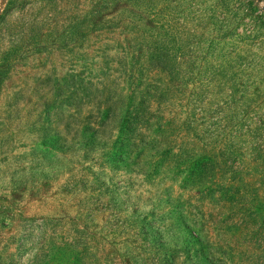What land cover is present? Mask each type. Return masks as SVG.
I'll return each instance as SVG.
<instances>
[{
	"label": "rangeland",
	"instance_id": "rangeland-1",
	"mask_svg": "<svg viewBox=\"0 0 264 264\" xmlns=\"http://www.w3.org/2000/svg\"><path fill=\"white\" fill-rule=\"evenodd\" d=\"M0 46V264H264V0H0Z\"/></svg>",
	"mask_w": 264,
	"mask_h": 264
},
{
	"label": "trees",
	"instance_id": "trees-1",
	"mask_svg": "<svg viewBox=\"0 0 264 264\" xmlns=\"http://www.w3.org/2000/svg\"><path fill=\"white\" fill-rule=\"evenodd\" d=\"M147 3V1H146ZM14 47V46H13ZM12 47V48H13ZM0 51H2V47L0 46ZM4 54V53H3ZM2 54V55H3ZM2 55L0 56V58H2ZM171 56V57H170ZM171 58V60H170ZM4 59H6V57H4ZM2 59V60H4ZM175 60V58H174ZM171 61H173L172 55L171 53L168 52L167 47L163 46L162 44L160 45H155L153 47V51H152V55H151V60H150V64L157 69L158 71H160L161 73H164V75L166 76L167 79H174L175 76L177 77V75H179V67H176L175 64L171 65ZM132 64V63H131ZM132 69V67H131ZM3 73L0 71V85L3 79L2 78ZM151 98L153 99V102L159 103V98H156L155 95L151 96ZM46 104V102L44 103ZM49 106H47L44 110V113L46 112V109H48ZM125 120V118H124ZM142 123H136L137 128H139L140 130H142L143 128L145 129V131H147V135H142L144 137V139L146 138L149 142L151 143H155L156 144V148H163L165 147L167 144H163L162 143L166 140H172L169 139V135L166 134L165 129H163V133L159 132L161 130V127H164L163 125V117L161 115H151V116H147L141 120ZM125 123V122H124ZM166 126V125H165ZM183 133L186 137H188V131L187 129H182ZM45 134V135H44ZM46 132L43 130V134L41 135L40 138L44 139L46 138ZM85 138V137H83ZM138 140H134L132 144L128 145L129 148L131 149H137L141 146V141L137 142ZM137 142V143H136ZM88 141H86V143L82 144L80 143L79 147H85L87 145ZM123 142H120L119 147L117 148L115 154H113L112 158L109 159V161H115L117 160L118 163H125L127 162L129 159L132 158V151L128 150L126 151V149H123ZM55 148L60 151V152H64L65 150L63 148L58 149L55 145ZM191 152H193L192 149H190ZM143 152V148L140 147V149H138V151L136 153H134L133 155V160H139L142 157V153ZM145 152V150H144ZM95 180L98 182L97 178L95 177ZM103 183H99V186H102ZM164 245V243H162V246Z\"/></svg>",
	"mask_w": 264,
	"mask_h": 264
}]
</instances>
